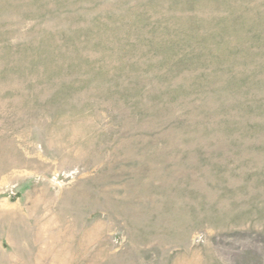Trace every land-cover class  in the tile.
Instances as JSON below:
<instances>
[{"label": "rangeland", "instance_id": "374dc122", "mask_svg": "<svg viewBox=\"0 0 264 264\" xmlns=\"http://www.w3.org/2000/svg\"><path fill=\"white\" fill-rule=\"evenodd\" d=\"M0 264H264V0H0Z\"/></svg>", "mask_w": 264, "mask_h": 264}]
</instances>
